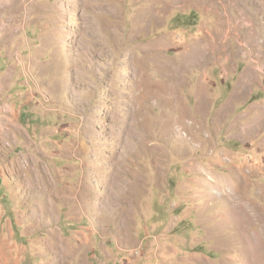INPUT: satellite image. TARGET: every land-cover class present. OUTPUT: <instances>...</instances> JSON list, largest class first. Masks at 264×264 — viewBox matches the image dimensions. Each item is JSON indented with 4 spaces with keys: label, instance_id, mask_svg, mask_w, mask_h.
<instances>
[{
    "label": "rangeland",
    "instance_id": "374dc122",
    "mask_svg": "<svg viewBox=\"0 0 264 264\" xmlns=\"http://www.w3.org/2000/svg\"><path fill=\"white\" fill-rule=\"evenodd\" d=\"M0 264H264V0H0Z\"/></svg>",
    "mask_w": 264,
    "mask_h": 264
}]
</instances>
